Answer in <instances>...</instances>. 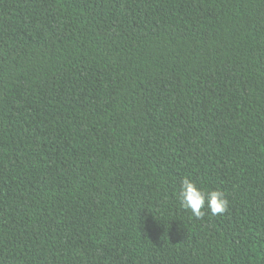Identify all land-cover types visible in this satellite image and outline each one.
I'll use <instances>...</instances> for the list:
<instances>
[{
	"label": "trees",
	"instance_id": "obj_1",
	"mask_svg": "<svg viewBox=\"0 0 264 264\" xmlns=\"http://www.w3.org/2000/svg\"><path fill=\"white\" fill-rule=\"evenodd\" d=\"M0 264H264V0H0Z\"/></svg>",
	"mask_w": 264,
	"mask_h": 264
},
{
	"label": "clouds",
	"instance_id": "obj_2",
	"mask_svg": "<svg viewBox=\"0 0 264 264\" xmlns=\"http://www.w3.org/2000/svg\"><path fill=\"white\" fill-rule=\"evenodd\" d=\"M179 200L181 206L190 210L196 218L204 215L205 207L212 215H216L224 213L228 206V200L222 191L218 189L205 190L188 178L181 181Z\"/></svg>",
	"mask_w": 264,
	"mask_h": 264
}]
</instances>
